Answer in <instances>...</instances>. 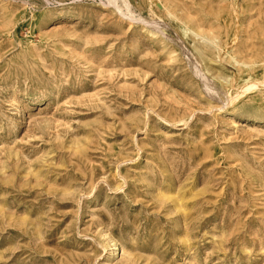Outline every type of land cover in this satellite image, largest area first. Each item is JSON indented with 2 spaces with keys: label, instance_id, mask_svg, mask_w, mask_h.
Wrapping results in <instances>:
<instances>
[{
  "label": "rangeland",
  "instance_id": "rangeland-1",
  "mask_svg": "<svg viewBox=\"0 0 264 264\" xmlns=\"http://www.w3.org/2000/svg\"><path fill=\"white\" fill-rule=\"evenodd\" d=\"M113 1L0 0V264H264V0Z\"/></svg>",
  "mask_w": 264,
  "mask_h": 264
},
{
  "label": "bare ground",
  "instance_id": "bare-ground-1",
  "mask_svg": "<svg viewBox=\"0 0 264 264\" xmlns=\"http://www.w3.org/2000/svg\"><path fill=\"white\" fill-rule=\"evenodd\" d=\"M108 2V1H107ZM109 3H116V1L114 2L113 0H109ZM196 35V34H195ZM195 37V36H194ZM199 38V37H198ZM253 46V45H252ZM259 48V47H258ZM261 49V48H260ZM200 50V49H199ZM204 50V49H203ZM202 51V50H201ZM203 52H205V51H202V53ZM204 54V56H205V53H203ZM251 57V56H250ZM264 61V59L262 58V57H259V58H257L256 59V62H258V63H260V62H263ZM256 64V63H255ZM262 81H264V80H262ZM262 81H260V82H262ZM252 82V81H251ZM255 82V81H254ZM259 81H256L253 85L251 84V85H247V86H245L243 89H245V90H250V88H252V87H259L260 86V84H262V85H264L263 83H260ZM249 84V83H248ZM257 87V88H258ZM252 89H254V88H252ZM115 251L117 252V247H115ZM114 257H116V256H114Z\"/></svg>",
  "mask_w": 264,
  "mask_h": 264
}]
</instances>
